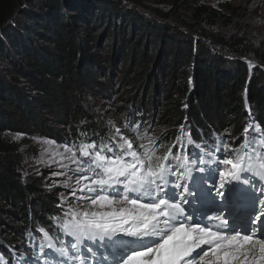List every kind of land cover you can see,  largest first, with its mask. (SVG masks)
<instances>
[{"label": "trees", "instance_id": "obj_1", "mask_svg": "<svg viewBox=\"0 0 264 264\" xmlns=\"http://www.w3.org/2000/svg\"><path fill=\"white\" fill-rule=\"evenodd\" d=\"M179 2L172 14L190 11L195 23L210 28L241 14L228 3L216 11L206 0ZM131 8L119 0H0V200L23 213L29 209L34 191L33 182L22 177L21 151L30 144L24 135L47 134L48 117L66 120V138L76 152L82 143L99 146L116 137L113 118L90 119L84 107L98 78L109 76L119 63L124 66L119 81L130 86L126 100H135L126 124L138 122L135 115L154 104L169 132L156 155L180 152L178 135L185 151L203 157L235 153L248 126L255 129L251 145L264 144L261 52L248 40L206 35L179 15L173 27ZM103 130L98 138L95 132ZM0 258L6 264H29L9 249Z\"/></svg>", "mask_w": 264, "mask_h": 264}, {"label": "snow or ice", "instance_id": "obj_2", "mask_svg": "<svg viewBox=\"0 0 264 264\" xmlns=\"http://www.w3.org/2000/svg\"><path fill=\"white\" fill-rule=\"evenodd\" d=\"M133 123L138 122L127 127ZM115 131L118 140L99 146L82 143L79 157L66 148L75 167L61 164L66 173H51L75 180V186L64 184L69 191L61 193L57 207L69 197L75 203L64 212L61 233L53 238L40 229L41 255L51 256L56 264H264V212L245 214L242 202L255 193L240 186L252 183L248 177L242 179V173L264 180V159L252 163L249 157L245 164L239 152L227 159L223 157L231 153L219 151L221 158L212 167L211 157L206 162L199 151H185L179 135L180 152L173 156L169 149L159 156L143 144L134 147L120 127ZM254 132L251 126L244 128L242 148L254 142ZM260 204L264 207V200ZM53 239L62 246L57 247ZM34 264H40L39 257Z\"/></svg>", "mask_w": 264, "mask_h": 264}, {"label": "rangeland", "instance_id": "obj_3", "mask_svg": "<svg viewBox=\"0 0 264 264\" xmlns=\"http://www.w3.org/2000/svg\"><path fill=\"white\" fill-rule=\"evenodd\" d=\"M119 1L128 7H132L131 9L137 12L141 11V14L150 21L166 23L174 27L176 22L173 20L179 15L190 26L199 25V23H195L194 18L192 19L190 11L171 13L174 5H177V3L182 4L179 2L180 0ZM222 3H228L232 7H239L241 14L229 16V22H218L213 28L203 23L196 29L199 30V27H201L206 35L218 36L226 41L233 39L248 40L253 45V48L259 50L264 56V0H206V4L216 11L219 10V5ZM178 29L181 30L182 28L178 27ZM203 31L201 34H203ZM147 50L151 54L152 48L150 46ZM238 60L249 65H246L248 68L251 65L255 67L254 63L249 59L239 58ZM116 66V68L110 70L109 76L98 78L99 85L94 88V95L92 94L90 102L84 107V116L88 115L90 119H97L98 121H100L101 117L113 118L112 121L114 123L110 121V126H114L115 134L116 128L120 127L123 134L134 141V147L143 144L153 151L154 154H157L163 148L164 142L169 136L168 130L161 125L162 121L160 120L158 107L153 104V107L148 106V108L141 110L135 115L136 120L140 122L138 132L128 128L126 121H130V119L127 116L131 111H134V109L130 110V108L134 107L132 102H135V100L131 99L132 101L127 102L125 93L130 86L122 85L119 81L122 76L121 69L124 66L120 63ZM143 98L145 99V97ZM158 98L155 97L154 100L157 101ZM62 119L63 117H48L47 127L49 131L47 134L38 135L37 137L24 135L30 144L28 147L22 148L21 151L23 159L22 177L23 180H31L33 182L34 191V194L30 195V200L27 201L30 210L28 209L29 211L26 210L23 213L18 205L0 200V252L7 251V249L12 250L19 256H23L24 261L29 264H34V258H36V254L29 243L32 234L33 237L37 236L34 232L38 228L53 233L55 226L57 224L60 225L65 219L64 212L68 210L69 203H75L74 199L69 197L68 202L62 204L61 207H57L58 204H61V193L63 192L67 195L69 191L65 189L64 184L69 183L75 186V180H66L65 175H51L52 172L66 173V168L61 167V164L72 168L75 167L68 159L72 153L67 152L66 148L70 147L79 157V151H74L70 140L66 138L67 132L65 133L66 128L64 127L66 120ZM133 125L134 123L132 127ZM104 130L95 132L99 135L98 138L105 133ZM106 134L109 136L113 135L109 132H106ZM140 134L142 135L140 136ZM118 138L116 134L113 140H118ZM157 141L159 142L158 144L156 143ZM215 179L218 186V171L215 173ZM259 179V177L256 178L253 185L246 184L244 186L254 191L255 195L251 197L252 201L257 200V197L260 200H264V187L260 186L261 179ZM236 184L237 182L234 183V185ZM212 194L215 195V191ZM220 200L221 198L218 197L217 202H220ZM233 204L234 202L229 198V207H232ZM254 206L258 205L254 204ZM185 207L188 208L187 205ZM221 211L224 216L228 215L227 210L222 209ZM248 212L247 215L255 214L259 216L264 212V207L260 205L255 210H249ZM53 217H59L60 219L54 220ZM39 225L40 227H37Z\"/></svg>", "mask_w": 264, "mask_h": 264}, {"label": "bare ground", "instance_id": "obj_4", "mask_svg": "<svg viewBox=\"0 0 264 264\" xmlns=\"http://www.w3.org/2000/svg\"><path fill=\"white\" fill-rule=\"evenodd\" d=\"M251 199H246L245 201L246 202H249ZM244 205H246V204H242V206L244 207ZM213 215V213L212 214H210L209 216H212ZM211 223H216V221H212ZM202 247H205V250H207V248H206V246H202Z\"/></svg>", "mask_w": 264, "mask_h": 264}]
</instances>
